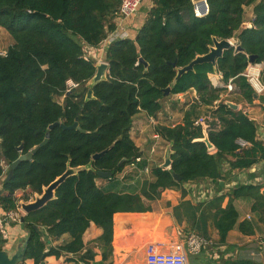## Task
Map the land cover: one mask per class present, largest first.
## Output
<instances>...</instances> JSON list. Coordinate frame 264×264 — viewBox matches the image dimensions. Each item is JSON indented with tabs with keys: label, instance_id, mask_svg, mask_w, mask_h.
Listing matches in <instances>:
<instances>
[{
	"label": "trees",
	"instance_id": "16d2710c",
	"mask_svg": "<svg viewBox=\"0 0 264 264\" xmlns=\"http://www.w3.org/2000/svg\"><path fill=\"white\" fill-rule=\"evenodd\" d=\"M256 1L207 0L208 14L197 17L193 0H152L136 39H120L109 46L107 79L93 87L94 98L86 101L96 62L86 59L85 46L98 47L115 30L122 0H0V28L14 40L6 54L0 55V178L5 175L0 216L19 207L17 192L42 194L68 168H84L57 189L54 200L25 216L24 228L29 235L25 260L41 264L47 257L82 253L86 248L83 235L94 223L103 231L97 243L105 262L112 255L114 216L151 212L146 201L160 200L168 189L182 192L181 201L172 207V217L185 228L184 235L197 233L211 238L215 231V246L220 247L228 245L234 230L244 236L255 235L256 225L264 224V185L237 184L227 194L197 204L187 199L183 185L212 181L222 189L228 173L252 169L264 160V144L258 139L255 122L243 109L230 108L221 98L227 88H215L209 79L210 74L220 73L226 85L232 81L235 90L231 94L237 95V104L255 100L256 92L244 74L252 56L254 64L264 63V0L254 9L250 29L245 26L244 8ZM214 38L233 40L242 51L232 47L216 66L196 65L165 97L178 71L208 54ZM69 81L78 87L68 91ZM260 81L264 82V70ZM193 90L198 99L184 112L183 122L157 128L172 145L171 169L156 167L153 180L123 186L118 175L142 157L130 135L134 118L141 112L156 117L165 99ZM203 108L212 118L205 120L215 147L211 152L200 141L203 126L196 124L204 118ZM55 123L67 127L77 123L85 133L60 126L50 130ZM240 139L248 145L241 147ZM112 145L104 156L93 160ZM36 147L32 159L21 161L8 179L11 165ZM144 165L137 164L140 168ZM225 165L229 166L227 173ZM97 172L112 176L101 178ZM175 174L181 181L175 180ZM98 179L108 181L109 186L99 187ZM226 198L229 201L223 207ZM237 200L252 203L254 220H240ZM65 235L69 241L60 246H49L44 240L46 236L59 240ZM7 242L0 234V252ZM94 258L95 253L87 250L80 261L87 263ZM192 264L260 263L240 255L218 261L193 258Z\"/></svg>",
	"mask_w": 264,
	"mask_h": 264
},
{
	"label": "crops",
	"instance_id": "0c3cea01",
	"mask_svg": "<svg viewBox=\"0 0 264 264\" xmlns=\"http://www.w3.org/2000/svg\"><path fill=\"white\" fill-rule=\"evenodd\" d=\"M204 0H195V2H202ZM261 0H257L256 3L246 6L245 10V20L246 22H253L255 19L254 9L256 5ZM152 0H143L138 12L131 18L121 19L117 17L114 20L116 26L113 32H109L106 39L98 47L85 46V56L87 59L93 60L97 63L105 62L107 56V50L109 46L120 39H132L135 40L140 29L144 25L149 10L152 8ZM231 41V40H230ZM236 44L235 41H232ZM257 65L260 73L264 70V63L255 64ZM252 65L250 64L249 67ZM248 67V68H249ZM209 79L215 88H224L226 84L223 82V76L220 73L210 74ZM262 83V82H261ZM264 86V82L262 83ZM256 92V91H255ZM257 94V92H256ZM190 95V96H189ZM190 97L191 101L186 104L183 102V98ZM257 98L253 103L249 104L242 102L239 105V110L243 111L248 115V117L255 122L257 126V136L258 139L264 144V90L257 94ZM62 103L64 98H62ZM198 99L197 92L195 90L182 93L178 95L171 96L169 99H165V108L156 116L149 117L145 112L139 113L133 120L132 129L130 132L131 138L139 148L142 154V161L145 165L144 168H140L137 165L135 168L128 166L126 169L118 175V179L122 182L123 186L130 187L135 184L134 181L127 179L131 174H144L146 168L149 169L147 179L153 180L152 171L156 167H161L164 161H161L165 157L166 148L169 145L157 132L158 126H176L183 122L184 112L188 109L189 105L193 103L194 100ZM185 104V108L182 106ZM164 105V103H163ZM177 106H181V110L178 118L173 120L170 115H175V109ZM165 115L163 114L166 112ZM206 108H203L204 112ZM164 117H163V116ZM214 151V150H213ZM229 171V166L225 165V172ZM144 180V179H143ZM222 189H219L217 184L212 181H201L199 183H187L183 185V188L187 192V199L191 200L193 203L197 204L212 197L220 194H227L232 188L237 184H252V185H264V160L256 164L252 169L249 170H233L231 173L225 177V181L221 182ZM97 185L99 187L109 186V182L106 180L98 179ZM30 191V190H29ZM22 191H19L20 193ZM31 192V191H30ZM16 193V197L18 195ZM32 193V192H31ZM36 194H34L35 196ZM18 198V197H17ZM32 199V200H31ZM25 203H30L34 201V197ZM182 199V192L180 190H165L162 193L161 201H166L171 207L168 209L169 218L172 217V207L178 205ZM22 202L23 200L20 199ZM159 201V200H158ZM229 198L224 201L223 207L228 204ZM156 202V201H155ZM146 204L152 207L151 212L146 213H117L114 216V236L112 243V255L109 259L103 262L102 249L97 243L98 239L102 236L103 231L101 228L91 223L90 227L83 235V242L86 246L85 250L80 254H65L61 258H56L54 256L47 257L45 259L46 264H132L133 259L131 254L134 252L140 243L143 242L145 248L151 243H146L147 233L145 229L148 227L152 228L156 226L158 222L166 224L170 219L163 220L162 213H156L154 211V202L146 201ZM235 206L240 213V220H254L255 215L251 211L252 203L247 200H237L235 201ZM140 217V218H137ZM250 217V219H248ZM168 218V217H167ZM174 220V219H173ZM175 221V220H174ZM143 224V225H142ZM9 240L6 244L4 250L13 252L19 245L24 244L28 238V232L21 227V224H13L8 226ZM236 234L242 237L245 241V247L241 248V244L238 242H233L232 240L236 237ZM170 237H175V231ZM168 235V236H169ZM127 240V243H126ZM69 241V236L65 235L59 240L49 239V246H60L63 243ZM179 241H169V244H173ZM133 243V244H132ZM130 247V248H129ZM132 247V248H131ZM170 246H163L164 250H168ZM222 249L221 256L224 259H236L240 255L245 257H250L255 259L260 264H264V224L258 223L256 225V233L253 236H244L238 231L234 230L229 234L228 245L221 246ZM87 250H92L95 253V258L93 261L82 262L80 257L84 255ZM146 251V249H145ZM220 255H218L219 257ZM144 263V262H143ZM21 264H35L33 260H25Z\"/></svg>",
	"mask_w": 264,
	"mask_h": 264
},
{
	"label": "water",
	"instance_id": "95a60500",
	"mask_svg": "<svg viewBox=\"0 0 264 264\" xmlns=\"http://www.w3.org/2000/svg\"><path fill=\"white\" fill-rule=\"evenodd\" d=\"M204 3V1H202ZM232 47H235L237 52H241L242 48L241 46H236L232 41L230 40H218L214 38V45L210 48V52L204 56H198L195 60H193L188 66L180 69L178 71V74L173 81L172 85L165 90V97L170 96L171 89L175 86L177 81L186 73L193 71L196 65L203 64V63H211L214 66L217 65V60L223 56V54L230 50ZM141 62H144L143 59L140 60ZM250 64H254V56L250 58ZM109 72V64L105 62H99L96 65V73L94 77L90 80L88 83L87 87L89 88V91L86 96V101L92 100L94 98V92H93V87L96 86L98 83L105 81L107 79V75ZM257 94L255 95V98H257ZM230 108L233 110H239V106L232 103V102H227ZM62 127L63 129H77L83 133H85L84 130H82L77 123H75L71 127H67L64 124L61 123H55L50 126V130L54 129L55 127ZM204 129V138L200 139V141L204 142L208 148V150L211 152L215 149L214 145L210 142L208 134H207V126L203 125ZM50 137V132L47 133L46 139ZM113 145L105 150L102 153L96 154L93 156V160H97L104 156L111 148ZM38 147L33 149L31 152H29L26 155H21L12 165H11V170L9 172L8 179L12 177L14 169L19 165L21 161H26V160H31L34 153L37 151ZM18 150L21 152L22 151V146L18 148ZM173 154L172 150V145L169 144L166 148L165 152V157H164V162L161 165V168L165 170H170L172 166V160L171 156ZM87 168V167H86ZM84 168H68L67 171L60 176L57 180H55L53 183H51L48 187L43 189L42 194H36L35 199L33 202L30 203H25L24 201L20 202L21 209L24 212V216L21 219V227L24 229V224H25V216L28 214H31L35 211H38L45 207L50 201L55 199L56 191L57 189L71 176L76 175L80 170ZM98 176L101 178H111L112 173H107V172H97ZM174 178L176 181H181V177L178 175H174ZM262 194L264 195V190L262 191ZM36 229H38L37 226H35ZM29 238V236H28ZM27 240L24 242V244L19 245L15 251L10 252L8 250H3L0 252V264H21L22 262L25 261L26 258V244ZM46 242H48L49 238L46 236L44 238ZM41 264H46L45 262H42Z\"/></svg>",
	"mask_w": 264,
	"mask_h": 264
},
{
	"label": "built area",
	"instance_id": "2783aa9c",
	"mask_svg": "<svg viewBox=\"0 0 264 264\" xmlns=\"http://www.w3.org/2000/svg\"><path fill=\"white\" fill-rule=\"evenodd\" d=\"M143 0H122L119 17L121 19H128L133 17L139 10ZM194 9L195 15L197 17H203L208 14L209 6L207 0L203 2H195ZM245 26L247 29L253 27V22H246ZM86 57V56H85ZM87 59V58H86ZM260 70L257 65L253 64L249 67L244 76L248 79L249 83L253 86L254 90L261 93L264 90V86L260 81ZM78 84L72 81L68 82V91L77 88ZM227 90L231 93L235 90L232 81L226 85ZM205 118H201L196 122L197 125H206ZM207 126V125H206ZM208 128V126H207ZM238 144L241 147H246L248 144L243 140H238ZM142 161V158H137L136 162L130 166L135 168V166ZM145 174L149 173V169L144 170ZM24 212L21 209V205L15 210L7 212L4 216H0V234L3 239L9 240L8 226L13 224H20ZM250 219V217H248ZM182 242H176L173 244H167L164 242H154L150 243L146 248L145 260L143 264H192V259L195 256L200 255L208 249H213L215 247V241L212 238H206L197 233H189L184 235ZM170 246L168 250H164L163 246ZM218 254H216L217 257Z\"/></svg>",
	"mask_w": 264,
	"mask_h": 264
},
{
	"label": "rangeland",
	"instance_id": "374dc122",
	"mask_svg": "<svg viewBox=\"0 0 264 264\" xmlns=\"http://www.w3.org/2000/svg\"><path fill=\"white\" fill-rule=\"evenodd\" d=\"M231 41H233V40H231ZM13 43H14V40H13L12 36L5 29L0 28V55H5L7 50H8V48L10 46H12ZM231 93L229 91H227L226 93H223L221 95V98L224 99V100H227V102H232V103L238 105L236 103V101L239 100L237 95L231 94ZM189 96H188V98H183V102L185 104L187 102L191 101ZM55 100L62 103L63 99L62 98H55ZM165 102H164V105H163L164 108H165ZM185 104L182 106L183 109L185 108ZM180 108H181V106H177V108L175 109V115H173V116L170 115L171 117H173V120L177 119L179 114H182V113H180V110L182 108L181 109ZM165 113H167V111L164 112L163 114L165 115ZM203 117L205 119H208L209 121L212 120V118L210 117V113H209V111H207V109L203 112ZM161 161H164V159H162ZM4 178H5V175L0 178V189L2 188V183H3ZM127 179L130 180V181H134V182L143 181V179L144 180L147 179V175L146 174L145 175L144 174H141V175L131 174L130 176L127 177ZM17 197H18V199H22L25 202H26V200L28 201V200H30L33 197L35 199L34 194H32L29 190L22 191V192L18 193ZM169 208H170L169 204H167L166 201L159 200V201L154 202V207H153L154 211H156V213L160 212V213H162L164 215L162 221H164L165 219H170L169 218L170 216H169V213H168V209ZM170 220H171V222L169 221L166 224H162V223L158 222L156 224V226H154L152 228L148 227V229H145L146 232H144V233H147V241H146V243H149V242H151V243L164 242V243L169 244V241H174V240L182 242V240L185 237L184 236L185 228L183 226H179L172 218ZM174 231H175L176 236L175 237H170L172 235H169V234H172ZM211 238L215 241V243L217 242L218 236H217V233L215 231L212 233ZM232 241L233 242H238L239 244H241V248L245 247L244 239L242 237H240L239 235H237V234H236V237ZM126 243H127V240H126ZM133 248H136V249L131 254V258L133 259L132 264H143V262L145 260V254H146L145 245H143V242H142L139 245H137V247H133ZM222 252L223 251L220 248V246H215L213 249H208L207 251H204L200 255L195 256L194 259L195 258H200V259H204V260H213V261L215 260V261H218V260H221V258H222V256H221ZM216 254H218L220 256L218 257V255H217V257H216Z\"/></svg>",
	"mask_w": 264,
	"mask_h": 264
}]
</instances>
